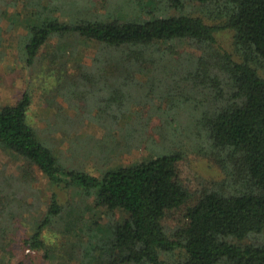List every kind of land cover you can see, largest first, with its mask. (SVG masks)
<instances>
[{"label": "trees", "instance_id": "trees-1", "mask_svg": "<svg viewBox=\"0 0 264 264\" xmlns=\"http://www.w3.org/2000/svg\"><path fill=\"white\" fill-rule=\"evenodd\" d=\"M9 54L31 78L0 106V152L21 161L0 167V264H264V0H0ZM35 93L50 132L104 131L99 175L56 155ZM191 154L216 170L196 190Z\"/></svg>", "mask_w": 264, "mask_h": 264}, {"label": "rangeland", "instance_id": "rangeland-1", "mask_svg": "<svg viewBox=\"0 0 264 264\" xmlns=\"http://www.w3.org/2000/svg\"><path fill=\"white\" fill-rule=\"evenodd\" d=\"M220 43L223 47L229 49L230 39L227 32L220 33L218 35ZM11 40V41H9ZM14 39L7 37L6 45L9 47L11 44V49L15 50L16 46L12 44ZM12 54V53H11ZM9 54L6 58V61L0 66V106L12 105L15 104L22 93L27 88L28 83L30 82L31 72L24 68V65L18 64L15 55ZM92 53H88L86 57V62L90 63V56ZM52 80V79H51ZM51 80H46L51 82ZM38 101V94H34V104L30 111V118L34 126L41 131H44L46 137H49V142L53 147L57 156L68 159V165L71 164V161H75L76 166L78 163L80 169L90 172L94 175H99L101 171L106 167L105 164L101 161L100 156L95 157L92 155L94 147L99 139L104 137V131L98 126L86 123L79 130H76L70 138L63 136L61 132H50L48 130V122L54 117V110L48 108L47 106L41 105ZM153 125L150 126V132L152 131ZM54 133V134H51ZM157 137V136H156ZM73 144L77 145L79 148L78 153L72 151ZM89 150V151H88ZM88 151L89 157L85 156V152ZM86 154V155H87ZM148 152L144 150L133 151L132 153L126 155L124 158L116 159L115 165H129L135 162H139L146 157ZM20 158L17 156H12L7 154V152H0V167L1 166H11L15 167L20 164ZM17 164V165H16ZM14 168V170H15ZM183 176L186 184L191 190H196L202 187L204 179L210 178L215 175L216 170L213 166L210 165L208 159L203 158L198 155H189L186 160L182 162ZM45 181H41V188H44ZM72 198V189L66 191H61L60 200L62 203ZM22 252V251H20ZM24 253L28 254V251ZM32 258L35 264H47L46 261L42 258L40 253H32ZM17 258L11 259L7 264H15Z\"/></svg>", "mask_w": 264, "mask_h": 264}]
</instances>
